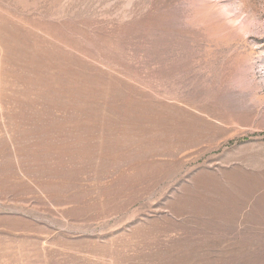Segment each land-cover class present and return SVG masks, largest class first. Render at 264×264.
I'll return each instance as SVG.
<instances>
[{
  "label": "rangeland",
  "instance_id": "374dc122",
  "mask_svg": "<svg viewBox=\"0 0 264 264\" xmlns=\"http://www.w3.org/2000/svg\"><path fill=\"white\" fill-rule=\"evenodd\" d=\"M0 264H264V0H0Z\"/></svg>",
  "mask_w": 264,
  "mask_h": 264
}]
</instances>
